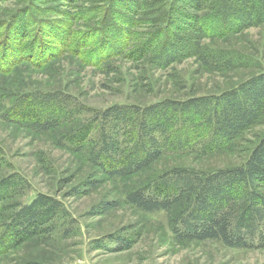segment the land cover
<instances>
[{
	"label": "rangeland",
	"instance_id": "obj_1",
	"mask_svg": "<svg viewBox=\"0 0 264 264\" xmlns=\"http://www.w3.org/2000/svg\"><path fill=\"white\" fill-rule=\"evenodd\" d=\"M117 1L0 0V148L10 166L2 164L1 174L17 173L27 181L30 189L18 198L20 202L38 193L57 197L73 221L68 237L63 232L70 223L59 220L49 238H35L3 253L0 264H264V249L230 250L210 241L177 244L161 213L144 214L123 203L133 187L172 168L212 171L243 164L264 135V113L227 149L208 155L162 156L144 174L128 181L95 174L82 157L60 144V131L37 134L5 119L26 94L62 93L75 104L95 110L114 105L146 107L164 99L217 96L264 73V26L205 40L204 55L183 58L163 69L150 58L133 61L130 52L145 40L153 41L164 27L160 15L168 12L172 0H163L169 3L163 10L161 0H146L132 14L117 8ZM108 5L110 14L121 19L114 22L121 35L105 27ZM185 11L192 13L189 8ZM172 20L181 25L180 19ZM20 27L23 33H14ZM49 32L51 37L44 36ZM121 36L127 46H118ZM34 37L43 45L41 64L23 54ZM88 117L87 113L80 116ZM93 181L99 183L95 189L67 197L74 186ZM103 201L119 205L104 215L90 216V209ZM112 234L136 241L121 252H108L114 246L106 242L105 249L96 248L95 242Z\"/></svg>",
	"mask_w": 264,
	"mask_h": 264
},
{
	"label": "trees",
	"instance_id": "obj_2",
	"mask_svg": "<svg viewBox=\"0 0 264 264\" xmlns=\"http://www.w3.org/2000/svg\"><path fill=\"white\" fill-rule=\"evenodd\" d=\"M144 2L118 0L115 5L132 14L141 10ZM160 3L161 10L169 6L163 0ZM188 8L192 13L185 11ZM160 16L164 27L155 39L145 40L129 57L133 61L150 58L163 69L183 58H199L205 40L264 26V0H172L168 12ZM175 17L180 19L181 27L172 20ZM106 18L105 27L121 35L114 23L121 19L110 14L109 5ZM23 27L14 33H23ZM51 33L44 36L51 37ZM122 36L120 47L127 46ZM23 50L31 60L44 63L43 45L37 37ZM211 59L221 62L213 56ZM227 67L231 68L230 61ZM83 113L89 117L81 119ZM263 113L264 73L217 96L164 99L146 107L114 105L95 110L75 104L62 93L26 94L17 99L5 119L37 134L60 131V144L82 157L95 174L128 181L144 174L162 156L186 152L208 155L227 149ZM2 164L6 163L0 148V255L29 240L49 238L56 222L62 219L70 223L64 236L71 235L73 221L63 202L42 193L26 203L20 202L18 198L30 186L17 173L1 174ZM98 184L80 183L71 188L67 197L83 194L80 190L85 188L95 189ZM123 203L144 214L161 213L177 244L210 241L230 250H263L264 135L239 166L212 171L172 168L133 187ZM118 205V201H103L88 214L101 216ZM135 241L134 237L112 234L95 245L105 249L106 242L114 246L108 252H121Z\"/></svg>",
	"mask_w": 264,
	"mask_h": 264
}]
</instances>
